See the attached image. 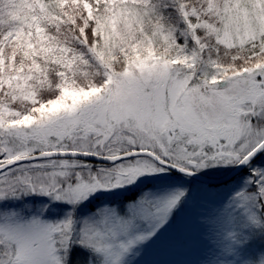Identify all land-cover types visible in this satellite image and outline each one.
Returning a JSON list of instances; mask_svg holds the SVG:
<instances>
[{
  "label": "snow or ice",
  "instance_id": "1",
  "mask_svg": "<svg viewBox=\"0 0 264 264\" xmlns=\"http://www.w3.org/2000/svg\"><path fill=\"white\" fill-rule=\"evenodd\" d=\"M0 264H264V0H0Z\"/></svg>",
  "mask_w": 264,
  "mask_h": 264
}]
</instances>
